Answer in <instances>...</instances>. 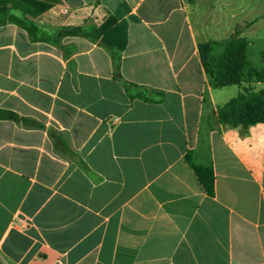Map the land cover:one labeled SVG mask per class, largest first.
Here are the masks:
<instances>
[{
  "label": "crops",
  "instance_id": "obj_1",
  "mask_svg": "<svg viewBox=\"0 0 264 264\" xmlns=\"http://www.w3.org/2000/svg\"><path fill=\"white\" fill-rule=\"evenodd\" d=\"M125 27L122 77L148 89L130 98L99 40H33L0 25V264H264V123L209 124L242 86L264 81V0H56L32 18L57 30ZM238 32L239 84L215 88L204 70ZM231 86H236L230 89ZM81 158L90 173L63 150ZM211 165L207 195L185 154Z\"/></svg>",
  "mask_w": 264,
  "mask_h": 264
},
{
  "label": "trees",
  "instance_id": "obj_2",
  "mask_svg": "<svg viewBox=\"0 0 264 264\" xmlns=\"http://www.w3.org/2000/svg\"><path fill=\"white\" fill-rule=\"evenodd\" d=\"M55 2L56 0H0V25L16 24L24 28L33 40L57 42L58 38L67 35H82L91 40H99L111 56L113 77L121 83L129 97L149 100L148 89L125 80L120 73V53L125 49L127 41L124 25L116 24L114 18H108L99 27L92 28L90 31L84 32L81 27H64L57 30L53 38H49L32 18L48 10ZM246 46V40L240 37L238 32L226 41L221 52L214 58H209L212 48L210 43L198 44L201 64L209 74L215 88L239 84L243 71L246 69ZM246 76L257 81H264V69L246 70ZM0 119L17 121L23 125H36L31 119L20 117L2 108H0ZM208 123L216 124L218 130L220 128L236 129L240 136H245L250 126L264 123V86L258 90L242 86L236 96L217 107L213 119L209 118ZM60 141L63 143L61 139ZM63 150L86 173H90L87 165L77 153L68 148L67 144H64ZM184 158L206 194L211 196L214 181L212 166L194 163L190 152H187Z\"/></svg>",
  "mask_w": 264,
  "mask_h": 264
},
{
  "label": "rangeland",
  "instance_id": "obj_3",
  "mask_svg": "<svg viewBox=\"0 0 264 264\" xmlns=\"http://www.w3.org/2000/svg\"><path fill=\"white\" fill-rule=\"evenodd\" d=\"M255 46L256 45L250 47L248 57L253 62V64H255L259 68H263L264 69V66L259 65L257 63V55H256V52H255ZM234 88H236V86H231L230 89H234Z\"/></svg>",
  "mask_w": 264,
  "mask_h": 264
}]
</instances>
